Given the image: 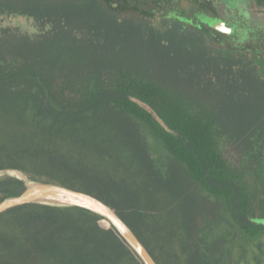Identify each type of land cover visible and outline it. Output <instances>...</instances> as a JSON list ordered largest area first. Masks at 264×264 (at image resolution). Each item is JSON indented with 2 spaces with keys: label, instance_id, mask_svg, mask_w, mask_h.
<instances>
[{
  "label": "trees",
  "instance_id": "1",
  "mask_svg": "<svg viewBox=\"0 0 264 264\" xmlns=\"http://www.w3.org/2000/svg\"><path fill=\"white\" fill-rule=\"evenodd\" d=\"M250 7L0 0V20L27 18L40 32L0 38V172L95 196L158 264H241L240 242L264 232V81L254 64L264 27ZM143 127L169 154L165 174ZM24 190L0 178V203ZM0 264L144 263L102 217L34 204L0 215Z\"/></svg>",
  "mask_w": 264,
  "mask_h": 264
},
{
  "label": "water",
  "instance_id": "2",
  "mask_svg": "<svg viewBox=\"0 0 264 264\" xmlns=\"http://www.w3.org/2000/svg\"><path fill=\"white\" fill-rule=\"evenodd\" d=\"M110 5L114 9L118 7L117 4L111 3ZM177 18L182 22L193 24V21L187 18ZM200 23L218 33L226 35H231L233 33V30L220 18L202 16L200 18ZM197 26L201 27L200 25ZM11 173L16 175L21 174L19 171L5 170L0 172V178L10 176ZM14 178H17L24 183L25 190L19 196L8 198L1 202L0 215L17 207L34 204L83 208L108 221L144 264H158L124 220L109 205L95 196L58 184L36 182L32 180H30L28 184V182L24 181L22 178Z\"/></svg>",
  "mask_w": 264,
  "mask_h": 264
},
{
  "label": "rangeland",
  "instance_id": "3",
  "mask_svg": "<svg viewBox=\"0 0 264 264\" xmlns=\"http://www.w3.org/2000/svg\"><path fill=\"white\" fill-rule=\"evenodd\" d=\"M241 5L244 8H247L248 5H251L249 9L250 18L255 24L258 26L264 27V11L251 2L252 0H240ZM225 18L228 24H231L235 21L236 17L230 16ZM239 19V18H238ZM5 30H9L12 34H16L18 36H26L29 38H35L40 34L39 30L34 26V24L27 18L22 17H12V18H3L0 20V38L3 35ZM259 47V46H258ZM261 48V47H259ZM261 61H255V67L257 68V74L261 80L264 81V48H261ZM136 66L140 69V53L136 54L135 57ZM252 60V59H251ZM221 110V108L219 109ZM223 113V112H220ZM142 133L146 139L148 144L151 157L157 166V168L162 172L166 173L167 164L170 160L169 154L163 145L159 142L157 138H155L147 128L143 127ZM257 145H264V136H261L257 139ZM223 148H225V144H223ZM10 175V174H9ZM23 176V177H22ZM10 177H18L22 178L24 181H30V178L25 174L21 173L16 175L11 173ZM29 184V183H28ZM237 257L240 259L241 264H257L258 260L261 261V264H264V232L257 236L256 238L244 237L240 242L239 246L236 250Z\"/></svg>",
  "mask_w": 264,
  "mask_h": 264
},
{
  "label": "bare ground",
  "instance_id": "4",
  "mask_svg": "<svg viewBox=\"0 0 264 264\" xmlns=\"http://www.w3.org/2000/svg\"><path fill=\"white\" fill-rule=\"evenodd\" d=\"M23 177V176H22ZM29 183V181H27Z\"/></svg>",
  "mask_w": 264,
  "mask_h": 264
},
{
  "label": "flooded vegetation",
  "instance_id": "5",
  "mask_svg": "<svg viewBox=\"0 0 264 264\" xmlns=\"http://www.w3.org/2000/svg\"><path fill=\"white\" fill-rule=\"evenodd\" d=\"M262 11H264V10H262Z\"/></svg>",
  "mask_w": 264,
  "mask_h": 264
}]
</instances>
